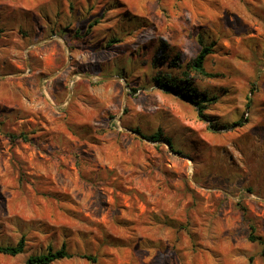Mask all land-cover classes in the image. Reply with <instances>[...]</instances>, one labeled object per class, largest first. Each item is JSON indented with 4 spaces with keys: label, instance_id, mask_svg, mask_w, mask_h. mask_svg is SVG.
<instances>
[{
    "label": "rangeland",
    "instance_id": "rangeland-1",
    "mask_svg": "<svg viewBox=\"0 0 264 264\" xmlns=\"http://www.w3.org/2000/svg\"><path fill=\"white\" fill-rule=\"evenodd\" d=\"M0 17V246L25 241L0 264L63 244L53 264H264V0H0ZM204 46L200 116L150 76Z\"/></svg>",
    "mask_w": 264,
    "mask_h": 264
},
{
    "label": "trees",
    "instance_id": "trees-1",
    "mask_svg": "<svg viewBox=\"0 0 264 264\" xmlns=\"http://www.w3.org/2000/svg\"><path fill=\"white\" fill-rule=\"evenodd\" d=\"M113 42L117 43L116 40H114ZM165 48L166 47L164 46L162 47L163 50ZM210 51L211 48L204 46L199 52V54L185 65L182 64V61L179 56L176 55L172 56L171 58L164 51L163 55L160 57L161 60L159 59V62H163L162 59L165 58L164 63L165 66H167V69L165 71L163 69H160L157 72L155 70H151L150 80H152L154 85L158 86L165 93L173 96H178L185 102L195 105L197 107L198 114L200 116H204L205 114L203 110L208 104H210L212 98L207 92L200 91L199 89H197V87H195L193 75L200 74L206 77H211V74H209L205 70V61ZM156 59L157 58L152 60L151 64L149 65L152 69H154L155 67L157 68L158 65H161L156 61ZM168 59L170 60L169 63ZM7 136L12 141H15L17 139L30 141V137H28L27 133L25 132H21L19 134L9 133ZM147 138L151 140H158L159 135L154 134ZM253 234L254 233H252L250 237L251 241L256 240ZM24 249L25 241L24 239H22L16 246H0V254L8 256H17L23 253ZM72 257L73 255L67 251L66 244H63L62 248L59 250L49 249L48 252L44 254L31 256L27 260L26 264H53L57 261L70 259ZM82 257L92 262H96L97 260L96 258L91 257L89 255H82Z\"/></svg>",
    "mask_w": 264,
    "mask_h": 264
}]
</instances>
